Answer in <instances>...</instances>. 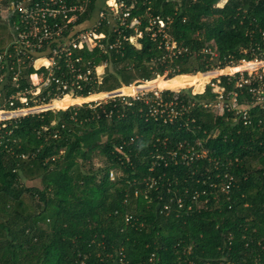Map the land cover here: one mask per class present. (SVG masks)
<instances>
[{"label":"trees","instance_id":"obj_1","mask_svg":"<svg viewBox=\"0 0 264 264\" xmlns=\"http://www.w3.org/2000/svg\"><path fill=\"white\" fill-rule=\"evenodd\" d=\"M11 1L4 0L3 5ZM149 1L126 0L128 6L135 3L126 24H117L113 30L105 20L96 30L106 35L104 45L121 39L119 50L76 52L74 59L90 62L94 73L95 65L108 63V87L95 84L76 96L120 88L119 94L132 96L145 87H122L151 81L150 88L182 90L162 92L166 100L177 96L196 103L191 112L195 123L186 130L182 121L174 125L147 122L141 112L146 107L140 101L131 107L116 103L111 118L85 105L11 121L8 130L11 139L19 142L17 153L32 157V152H40L23 160L0 147V264H118L116 253L121 249L129 264H264V110L251 106L249 87L236 89L235 79L228 83L222 78V85L230 96L238 95V107L249 109V125L236 109L223 116L204 110L200 103L216 98L211 87L202 95L182 87H161L175 78H189L193 84L188 88L195 87V94H201L214 75L198 73L262 58L264 0H228L223 7L222 0ZM105 2L65 0L68 8L84 7V12H74L75 24L84 29L105 12ZM134 18L141 21L139 31L145 33L141 48L126 39L138 35L128 28ZM151 18L165 22L171 18L169 33L187 49L183 56L171 61L160 49V40L146 33ZM207 47L217 57L206 55ZM33 72L32 66L25 70L22 88L29 86L26 77ZM165 74L168 80L156 79ZM13 92L8 84L2 94L8 99ZM101 96L107 95L96 97ZM91 99L95 97L64 96L56 101L66 109ZM110 105L105 106L107 110L114 108ZM166 139L165 149L161 142ZM199 139L205 141L197 152L205 150L207 158L191 165L160 162L150 171L152 154L165 155L183 140L194 144ZM208 158H230V176L236 182L229 194L210 190ZM95 160L103 161V166L97 167ZM111 170L120 173L114 182L109 179ZM149 178L156 179L154 187L147 183ZM106 253L113 257L106 258Z\"/></svg>","mask_w":264,"mask_h":264},{"label":"built area","instance_id":"obj_2","mask_svg":"<svg viewBox=\"0 0 264 264\" xmlns=\"http://www.w3.org/2000/svg\"><path fill=\"white\" fill-rule=\"evenodd\" d=\"M3 1L0 0V11L7 13L5 19L10 22L12 42L0 53V98L4 95L2 92H6L8 84H12L14 87V92L9 95L11 97L2 99L4 102L0 103V111L8 115L5 120L0 121V147L7 152L6 154H15L14 144L16 143L10 139L11 132L7 131V122L17 121L20 118L29 116H41L49 111H59V109L52 107V99L47 101L45 96H54L57 99L64 96H70L74 99H89L93 96L106 94L107 96L97 97V99L73 105L69 109H77L87 105L88 109L99 114V116L103 114L107 118H111L113 110L116 108V103L131 107L134 102L140 101L146 107L143 110L141 109V112H145L144 116L147 122L155 120L164 125H174L182 121L181 126L186 130L190 128V123H195V120L191 119V112L195 108L196 103L185 102V100H181L177 96L166 100L164 96H161L162 92H159L156 88H148V90L151 89L153 96H148L150 93L147 92V89L139 90L136 94L137 96H124L119 94L121 88L111 92H92L87 97L76 96L77 93L84 91L88 86L102 84L105 77L104 69H107L108 63L102 62L100 65H95L94 73L90 62L83 63L81 57L74 59V55L85 48L89 52L98 49L103 54L111 52L110 50H119L123 45L121 39L116 40L113 44L107 43V45H104L103 41L106 39V35L97 34L96 30L105 20L109 22L113 30L117 24L125 25L126 20L131 16L130 9L135 3L128 6L125 2L126 0H106L105 12L99 13L92 30L85 31L75 25L78 16L74 14V12L78 11L84 12V7L68 8L65 0H12L7 5H3ZM143 1L150 3L149 0ZM110 2H113V4L110 5ZM2 20L4 19L0 15V23ZM170 24L171 18H167L166 22L160 18H151L146 28V33L153 40H160V49L165 50L168 59L173 61V59L183 56L187 49L178 45L172 38L169 33ZM140 25L141 21L138 18H134L128 28L135 30L138 35L126 38L138 48H141L140 39L145 35L144 31H139ZM203 52L211 56L212 59L217 57V52L212 51L208 47ZM39 60H47L48 65L36 67V63ZM29 66L33 67L34 72L26 77L27 81L30 82L29 86L22 88L25 70ZM99 68L103 69V71L100 72ZM230 70L233 72L230 73ZM198 74L214 75V78L207 84L201 95L206 93L208 87H211L212 92L216 94V98L210 102H201L200 106L204 110H212L218 114L217 116H223L230 110L236 109L238 115L242 116L241 119L244 124H251L249 109L238 107V95L230 96V92H227V88L222 85V78H227L228 83L235 79L236 89L249 87L250 93L253 95L251 106L256 105L264 110V56L262 58H253L252 60H242L238 65L228 64L224 67L218 65L208 72ZM167 76L168 74L166 75V80H168ZM34 77H36V81H34ZM142 82L148 83L151 81H136L130 86H123L122 88L139 87ZM66 92H69V95H66ZM110 104H113L114 108L107 110L105 106H111ZM9 108H16V110L10 111ZM119 111L121 112V110ZM122 115L125 114L122 113ZM259 126H262V122H259ZM43 130L46 131L47 128L44 127ZM132 141L134 142V139ZM203 141L205 140L199 139L193 144L183 140L179 142L176 149L167 151L165 155L157 151L152 154L153 166L150 171H153L160 162H164L165 166L170 163L191 165L198 159L207 158L208 152L205 150L197 152L198 147L203 146ZM158 142L160 141L158 140ZM161 146L166 149L168 140L161 142ZM20 158L26 159L27 156L23 154L20 155ZM208 159L210 160L211 169L207 170V182L210 183V190L215 194L216 191L229 194L231 187L236 182L235 178L230 176V165L232 164L230 158ZM118 175H120L119 172L111 170L109 179L114 182ZM147 183L150 187H154L157 182L155 178H149ZM194 200H198V197L194 196ZM172 202L171 200L170 203ZM207 202L206 200L205 204ZM177 203L179 208L183 207L181 199ZM165 210L169 212L170 207L168 205L165 206ZM128 221L129 218L127 219ZM106 254V258L113 257L112 254ZM116 256L118 264H129L123 249L118 251ZM150 260L151 262L153 261V259Z\"/></svg>","mask_w":264,"mask_h":264},{"label":"rangeland","instance_id":"obj_3","mask_svg":"<svg viewBox=\"0 0 264 264\" xmlns=\"http://www.w3.org/2000/svg\"><path fill=\"white\" fill-rule=\"evenodd\" d=\"M228 0H222L221 1V3H220V5H222V7L225 5V3L227 2ZM219 5V6H220ZM0 15L2 16V18L4 19V20H2L1 21V23H0V43L3 45V47H4V49H5V47H7V46H9V44L12 42V35H11V33H12V31H11V26H10V22H8V21H6V17H7V13L6 12H3V11H0ZM110 67V66H109ZM114 68V67H113ZM105 71L104 72H107V70L108 69H104ZM111 71H112V68L110 69ZM114 70V69H113ZM103 71V69L101 70V72ZM233 71L232 70H230V73H232ZM166 75L167 74H165L164 76H160L159 78H164V79H166ZM156 79H158V77L156 78ZM155 79V80H156ZM105 80H106V77H104V79H103V85H104V88H107L108 86V84L107 83H105ZM212 80V79H211ZM198 82V81H197ZM151 83L152 82H148V83H146V82H142L141 83V85H139V87H145V89H147V92L148 93H152V91H151V89H149L148 90V88H150L149 86L151 85ZM207 84L208 83H206L205 84V86L204 87H206L207 86ZM153 88V87H152ZM156 89H158V91L159 92H165V91H169V90H162V89H159V88H156ZM177 89V88H176ZM183 90H191L192 91V93L194 94V95H196L195 94V87H190V88H186V89H184V88H182ZM170 91H172V90H170ZM182 91V90H181ZM172 92H174V93H178V92H175V91H172ZM122 93V92H121ZM135 94H137V93H135ZM197 95H201V94H197ZM72 96H75V95H72ZM133 96H137V95H133ZM134 98V97H133ZM96 99V98H95ZM85 102V101H84ZM83 102V103H84ZM77 104H82V103H77ZM77 104H74V105H77ZM71 106H73V105H70V107ZM70 107H68V109L66 108V110L65 109H62V108H58V107H54L55 109H59V111H67V110H69V108ZM59 111H56L55 110V112H59ZM53 112V111H52ZM215 114L216 115H218L216 112H215ZM7 129H8V127H7ZM11 132V134H12V131H10ZM10 139H11V137H10ZM12 140V139H11ZM17 140L15 139V141L14 142H16ZM39 155V153H38V151H36V153H35V155L34 156H32V157H27L26 159H23V160H27L28 158H35V157H37ZM95 164H97L96 166L97 167H101V166H103V161L101 162L100 160H97V162H96V160H95ZM88 169H90V167H88ZM26 200H28L29 201V199H28V197H26Z\"/></svg>","mask_w":264,"mask_h":264},{"label":"bare ground","instance_id":"obj_4","mask_svg":"<svg viewBox=\"0 0 264 264\" xmlns=\"http://www.w3.org/2000/svg\"><path fill=\"white\" fill-rule=\"evenodd\" d=\"M113 4V2H110V5H112ZM98 16H99V14H98ZM97 16V17H98ZM98 19V18H97ZM76 26H78L81 30H85V31H90V29L92 30L93 28L92 27H86L85 26V28L86 29H84V28H82V26H80V25H77V24H75ZM82 25V24H81ZM89 28V29H88ZM81 51V50H80ZM42 65H48V61L47 60H39L37 63H36V67H40V66H42ZM34 79V81H36L37 79H36V77H34L33 78ZM193 84V82H192V80L191 79H189V78H185V79H183V78H175L174 80H172V81H169V82H166V83H164V84H162L161 85V87L162 88H165V89H167V88H179V87H182V88H184V89H186V88H188V85H192ZM153 87H154V85H153ZM156 87V86H155ZM136 95V94H135ZM133 96V95H132ZM96 99H97V97L96 96H94ZM56 104V105H55ZM62 102L61 103H58L57 101H54L53 103H52V107H58V108H62ZM70 107V106H69ZM68 109V108H67ZM66 110V109H65ZM8 115H5L4 113H0V120H2L3 121V119H6V117H7Z\"/></svg>","mask_w":264,"mask_h":264},{"label":"clouds","instance_id":"obj_5","mask_svg":"<svg viewBox=\"0 0 264 264\" xmlns=\"http://www.w3.org/2000/svg\"><path fill=\"white\" fill-rule=\"evenodd\" d=\"M43 97V96H42ZM45 97H51V99H52V101H54V100H57V98H55L54 96H45ZM70 97V96H69ZM3 99H5L4 97H2ZM1 99V98H0ZM50 99V100H51ZM61 99V98H60ZM2 101L4 102V100H0V103H2ZM17 108V107H16ZM16 108H9V110L10 111H14V110H16ZM49 112H51V111H49ZM11 122V121H10ZM10 122H7V124H8V126L10 125L9 123ZM7 131H9L8 129H7ZM14 141H15V139H13ZM14 141H12V142H14ZM19 144V142H18V140L16 141V143L14 144V151H15V155H23V154H25L27 157H29L30 156V154H28V153H21V154H18L17 153V150L18 149H20V146L15 150V147L17 146ZM38 151V153L40 152V149L39 150H37ZM35 153H36V151H34V152H32V156H34L35 155Z\"/></svg>","mask_w":264,"mask_h":264},{"label":"crops","instance_id":"obj_6","mask_svg":"<svg viewBox=\"0 0 264 264\" xmlns=\"http://www.w3.org/2000/svg\"><path fill=\"white\" fill-rule=\"evenodd\" d=\"M54 101H56V100H54ZM54 101H53V102H54Z\"/></svg>","mask_w":264,"mask_h":264}]
</instances>
